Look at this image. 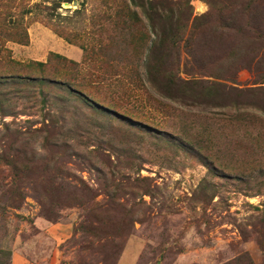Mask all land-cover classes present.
Listing matches in <instances>:
<instances>
[{
  "label": "rangeland",
  "instance_id": "374dc122",
  "mask_svg": "<svg viewBox=\"0 0 264 264\" xmlns=\"http://www.w3.org/2000/svg\"><path fill=\"white\" fill-rule=\"evenodd\" d=\"M141 2L0 0V264H264V0Z\"/></svg>",
  "mask_w": 264,
  "mask_h": 264
},
{
  "label": "trees",
  "instance_id": "16d2710c",
  "mask_svg": "<svg viewBox=\"0 0 264 264\" xmlns=\"http://www.w3.org/2000/svg\"><path fill=\"white\" fill-rule=\"evenodd\" d=\"M140 1H141V0H140ZM141 4L143 5V0H142ZM141 8H144V7H141ZM22 37H23V39H26V41H25V40H22V41L27 42V34H26L25 32H24V34L22 35ZM163 72H164V73H167V74L170 75V76H172V74H173V71H172L171 67L168 68V69L165 68V69L163 70ZM163 72H162V73H163ZM146 73H147L148 76L150 75V72L146 71ZM153 73H154V72H153ZM158 73L161 74V72H158ZM167 89H170V86H168ZM178 89H180L178 92H180V91L182 90V93H183V89H181V88H178Z\"/></svg>",
  "mask_w": 264,
  "mask_h": 264
}]
</instances>
